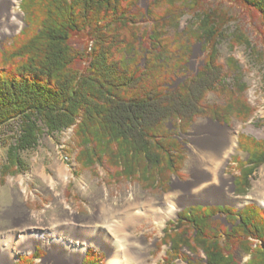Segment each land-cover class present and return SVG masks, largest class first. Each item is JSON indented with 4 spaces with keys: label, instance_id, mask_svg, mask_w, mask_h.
Masks as SVG:
<instances>
[{
    "label": "trees",
    "instance_id": "trees-1",
    "mask_svg": "<svg viewBox=\"0 0 264 264\" xmlns=\"http://www.w3.org/2000/svg\"><path fill=\"white\" fill-rule=\"evenodd\" d=\"M139 1H20L24 26L0 47V144L6 148L1 181L27 170L21 154L43 134L71 129L81 170L101 167L110 180L165 191L186 158L177 132L185 133L197 118L226 123L251 117L237 60L230 55L220 61L222 41L230 48L251 47L245 32H227L232 17L204 10L202 0H146L145 8ZM236 1L256 11L264 27V0ZM188 12L191 19L180 27ZM77 37L87 38L83 49L74 46ZM195 43L205 59L185 75ZM211 93L224 102H209ZM238 147L247 157H232L235 194L245 195L264 164V140L239 133ZM162 245V264H240L242 254L249 255L244 264H264V209L254 203L239 210L186 206L166 223ZM43 255L36 247L14 264H38ZM101 263L92 249L82 260Z\"/></svg>",
    "mask_w": 264,
    "mask_h": 264
},
{
    "label": "rangeland",
    "instance_id": "rangeland-1",
    "mask_svg": "<svg viewBox=\"0 0 264 264\" xmlns=\"http://www.w3.org/2000/svg\"><path fill=\"white\" fill-rule=\"evenodd\" d=\"M20 1L17 0V9L21 13V26L15 32L0 38V47L8 43L24 26V14L20 9ZM201 3L204 10L227 12L232 17L226 25L227 32H232L235 28L245 32L251 46L247 48L243 44L230 48L227 41L220 42L218 46L222 63L230 55L237 60L242 70L241 81L247 85L245 97L254 108L251 117L245 122L231 117L226 123H217L219 126L231 130L236 128L232 134L235 149L230 152V157L224 168L225 177L221 184H219L221 180L216 179L215 182H210V186L207 185L199 189L191 187L193 191L189 189V185L194 179L193 170L196 166L192 149L196 153H198V149L192 147L188 136L193 131L194 125L207 118H197L185 133L177 132L179 139L183 142L186 158L179 173L171 176L168 189L165 191L157 187L142 186L137 182L110 180L101 167L90 171L81 170L74 160L71 129L52 135L43 134L35 148L21 154L27 164V170L0 180V228L4 230L12 227L11 223L18 221L22 216L32 215L34 223H42L46 226L45 232L51 233L53 230H58L57 236L63 242L60 247L59 245L56 247L53 243H36L34 245L44 252L42 258L36 259L38 264H80V260H83L88 249L97 252L102 259L101 264H105L108 257L107 251L97 242H93L92 236L84 237L82 233L78 232L80 229L85 231L94 226L85 225V217L91 216L97 204L104 199L120 206L124 198L131 200L134 195L140 198L147 195L151 199L157 200L163 198L165 194H169V198L180 204L177 214L186 206L198 202L225 203L226 206H229L227 204L232 205L230 207H242L247 203H254L264 209V164H261L253 173L250 188L245 195H236L235 190L232 192L234 183L232 177L238 173L232 157L237 156L242 159L247 157L246 153L238 147L239 133L264 140V27L261 25L259 14L256 11L242 6L236 0H202ZM139 6L145 8L147 1L140 0ZM191 16L189 12L183 15L180 27H184ZM6 22L0 21V31L5 28ZM144 25L148 24L144 23ZM73 44L76 48L83 49L87 45V38L77 37ZM204 59L205 52L200 43H195L187 60L185 75L196 72ZM207 98L212 103L224 102L219 94L211 93ZM211 122L214 123V121ZM16 126L17 123L14 122L11 128L16 130ZM204 133L200 134L202 138L207 137L202 135ZM5 153L6 148L0 144V165L5 160ZM207 180L206 182L210 181V179ZM234 197L238 199V203L233 200ZM68 207L75 213L67 212ZM176 217V215L169 217L160 228L156 220L152 218L146 219L136 227L135 233L143 234L150 244V262L156 259L157 264H162L167 246L162 245L161 248H158L159 240L163 235L166 223ZM219 217L226 223L225 217L217 213L215 218ZM55 218L61 220L58 221L59 225H48ZM82 242L87 245L81 257H77L76 254H71L63 248L66 244L81 247ZM34 247L17 252L11 263L3 264H14L19 256L34 252ZM183 251L191 257L186 249ZM199 256L203 257V254ZM248 258L249 255L242 254L239 258L240 264H244ZM176 264H187V261L177 259Z\"/></svg>",
    "mask_w": 264,
    "mask_h": 264
},
{
    "label": "bare ground",
    "instance_id": "bare-ground-1",
    "mask_svg": "<svg viewBox=\"0 0 264 264\" xmlns=\"http://www.w3.org/2000/svg\"><path fill=\"white\" fill-rule=\"evenodd\" d=\"M21 20L17 0H0V21H7L5 28L0 31V38L18 30ZM235 129L219 126L207 119L194 125L188 137L192 147L198 149V153L192 149L196 166L193 170L194 179L189 185L190 190L191 187L197 189L205 187L216 179L221 180L219 182L221 184L225 177L224 168L230 152L235 149L232 137ZM201 133L207 137L202 138ZM207 179L210 181L206 182ZM169 196L165 194L163 198L153 200L147 195L142 198L134 195L131 200L124 198L120 206L104 199L97 204L91 216L85 217V225L94 226L87 228L89 231L80 229L78 232L84 237L92 236L93 242H97L107 251L108 257L105 264H157L156 259L149 261L150 244L143 234H136L135 229L146 219L151 218L156 220L160 228L165 220L176 215L180 204ZM233 200L239 202L235 197ZM67 212L75 213L69 207ZM32 218V215L22 216L18 221L11 223L12 227L4 230L0 228V264L11 263L17 252L28 250L36 243H53L56 247L58 245L60 247L63 243L57 236L58 230H53L51 233L45 232L46 226L42 223H34ZM58 221L61 220L52 219L48 225L57 224L58 226ZM86 245L87 243L83 242L81 247L66 244L63 248L81 257Z\"/></svg>",
    "mask_w": 264,
    "mask_h": 264
},
{
    "label": "water",
    "instance_id": "water-1",
    "mask_svg": "<svg viewBox=\"0 0 264 264\" xmlns=\"http://www.w3.org/2000/svg\"><path fill=\"white\" fill-rule=\"evenodd\" d=\"M178 82V81H176ZM209 121H214L215 123H218L219 124V121L218 120H213L212 118H207ZM234 179V177H232V180ZM235 190V185L233 183L232 185V192H234ZM192 205H201V206H210V205H221V206H225L226 204L225 203H210V202H207V203H203V202H198V203H193ZM229 206H232L230 204H227ZM237 210L241 209L242 207H238V206H234ZM178 214H176L177 216ZM36 249V246L33 248V251ZM85 256V254H84ZM204 261L206 262V258L204 259ZM80 264H82V259L80 260Z\"/></svg>",
    "mask_w": 264,
    "mask_h": 264
}]
</instances>
